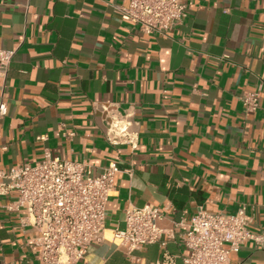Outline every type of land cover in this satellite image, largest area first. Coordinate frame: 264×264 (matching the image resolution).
Here are the masks:
<instances>
[{"label":"crops","instance_id":"crops-1","mask_svg":"<svg viewBox=\"0 0 264 264\" xmlns=\"http://www.w3.org/2000/svg\"><path fill=\"white\" fill-rule=\"evenodd\" d=\"M188 15L167 36L121 20L126 0H0V50L14 58L0 120V169L53 157L85 161L115 179L106 236L78 264H183V230L199 207L235 214L264 236V0H183ZM262 85L260 108L245 94ZM129 115L135 151L112 146L111 118ZM72 134L71 137H66ZM0 197V264H42L39 234ZM130 206L165 215L160 242L127 252L113 233ZM232 261L264 264L247 242Z\"/></svg>","mask_w":264,"mask_h":264},{"label":"built area","instance_id":"built-area-1","mask_svg":"<svg viewBox=\"0 0 264 264\" xmlns=\"http://www.w3.org/2000/svg\"><path fill=\"white\" fill-rule=\"evenodd\" d=\"M127 6L116 7L122 21L146 36H167L188 15L190 6L183 0H126ZM14 58L13 51L0 50V78L6 81ZM0 96V120L8 111ZM262 85L243 97L248 113L260 108ZM72 134L66 137H71ZM106 141L115 147L139 145L136 124L129 115L114 116L108 124ZM120 173L110 164L95 174L85 161L53 157L46 152L34 165L22 163L8 170L0 169V197L9 198L8 211L23 214L24 227L38 234L36 246L42 264H78L90 248L101 244L106 236V216L115 179ZM165 215L154 206H130L125 211L124 229L113 238L127 252L157 244L163 234L160 223ZM183 230L182 241L188 255L183 264H239L232 261L249 241L264 247V236L249 230L250 219L245 208L235 214L209 213L199 207L191 219L175 224ZM153 264H177L167 251Z\"/></svg>","mask_w":264,"mask_h":264}]
</instances>
